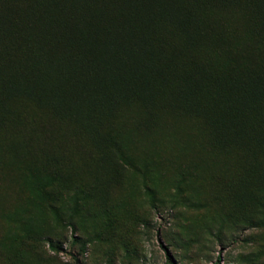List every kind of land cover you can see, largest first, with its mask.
<instances>
[{
    "label": "trees",
    "instance_id": "obj_1",
    "mask_svg": "<svg viewBox=\"0 0 264 264\" xmlns=\"http://www.w3.org/2000/svg\"><path fill=\"white\" fill-rule=\"evenodd\" d=\"M213 3L247 9L250 35L226 48L224 105L204 115L205 144L224 153L240 197H252L264 146V0H0L1 134L47 165L75 167L86 147L124 161L125 133L198 113L215 87L202 58L181 70L208 34L219 44L232 32L223 19L204 23L199 12Z\"/></svg>",
    "mask_w": 264,
    "mask_h": 264
},
{
    "label": "rangeland",
    "instance_id": "obj_2",
    "mask_svg": "<svg viewBox=\"0 0 264 264\" xmlns=\"http://www.w3.org/2000/svg\"><path fill=\"white\" fill-rule=\"evenodd\" d=\"M246 11L201 9L204 23L223 19L232 32L219 44L208 34L181 70L202 58L215 87L198 113H165L155 127L125 133L124 161L112 152L105 163L86 147L75 167L47 165L0 132V264H264V146L246 184L254 194L240 197L224 153L205 144L204 115L224 105L226 48L250 35Z\"/></svg>",
    "mask_w": 264,
    "mask_h": 264
}]
</instances>
